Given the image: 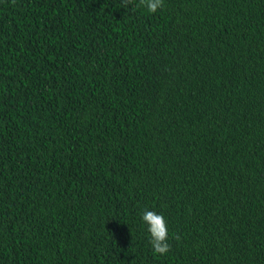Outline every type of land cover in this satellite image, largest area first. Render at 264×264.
<instances>
[{
  "label": "trees",
  "instance_id": "1",
  "mask_svg": "<svg viewBox=\"0 0 264 264\" xmlns=\"http://www.w3.org/2000/svg\"><path fill=\"white\" fill-rule=\"evenodd\" d=\"M0 264H264V0H0Z\"/></svg>",
  "mask_w": 264,
  "mask_h": 264
},
{
  "label": "clouds",
  "instance_id": "2",
  "mask_svg": "<svg viewBox=\"0 0 264 264\" xmlns=\"http://www.w3.org/2000/svg\"><path fill=\"white\" fill-rule=\"evenodd\" d=\"M140 4L145 6L150 13H155L163 6V0H139ZM133 0H124V5L132 4ZM142 220L148 225L150 233V244L154 254L165 255L170 251L168 243V228L162 215L153 211L145 210L142 214ZM179 239V237H177Z\"/></svg>",
  "mask_w": 264,
  "mask_h": 264
}]
</instances>
